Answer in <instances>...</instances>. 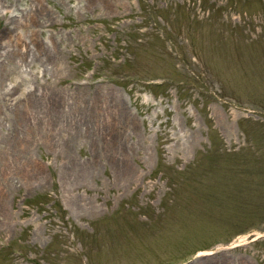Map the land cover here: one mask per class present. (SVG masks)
<instances>
[{
  "label": "rangeland",
  "instance_id": "rangeland-1",
  "mask_svg": "<svg viewBox=\"0 0 264 264\" xmlns=\"http://www.w3.org/2000/svg\"><path fill=\"white\" fill-rule=\"evenodd\" d=\"M0 264H264V0H0Z\"/></svg>",
  "mask_w": 264,
  "mask_h": 264
}]
</instances>
